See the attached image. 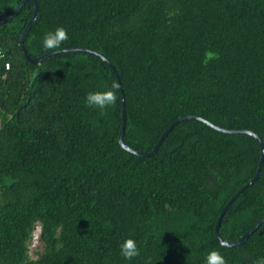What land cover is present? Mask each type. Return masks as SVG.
<instances>
[{
  "label": "trees",
  "instance_id": "trees-1",
  "mask_svg": "<svg viewBox=\"0 0 264 264\" xmlns=\"http://www.w3.org/2000/svg\"><path fill=\"white\" fill-rule=\"evenodd\" d=\"M25 0H0V20ZM0 24V264H228L264 257V224L247 241L215 234L253 179L261 147L198 119L177 123L151 157L119 143L123 103L86 106L115 82L125 145L148 154L183 116L248 130L264 144V0H35ZM63 26L61 49L42 46ZM82 49L81 51H74ZM206 53H212L211 58ZM10 64L11 68L5 65ZM264 217V163L228 207L236 242ZM43 251L30 256L36 225ZM127 238L140 255L120 253Z\"/></svg>",
  "mask_w": 264,
  "mask_h": 264
},
{
  "label": "water",
  "instance_id": "water-1",
  "mask_svg": "<svg viewBox=\"0 0 264 264\" xmlns=\"http://www.w3.org/2000/svg\"><path fill=\"white\" fill-rule=\"evenodd\" d=\"M28 1H31V2H34L35 3V12H34V16L33 18L31 19V21L29 22V24L27 25L26 29L23 31L22 35H21V39H20V46H21V49L22 51L24 52V55L26 56L27 60L30 61L31 63H38L40 62L43 58H45L46 56H50V55H53V54H57L59 51H55V52H51L43 57H39L37 59H32L26 52L25 48H24V39H25V36H26V33L27 31L29 30V28L31 27V25L34 23V21L36 20L37 16H38V9H39V5L38 3L35 1V0H25L23 1L16 9V11L9 17H6V18H3L0 20V24L3 23V22H6L7 20L15 17L22 9V6L28 2ZM82 49H75L74 51H81ZM95 53L96 55H98L102 60H104L106 63H108L111 68L115 71V74L117 76V79H118V83H119V86H120V89H121V95H122V103H123V127H122V130H121V133H120V136H119V143L120 145L123 147V149H125L126 151L128 152H131V153H134L138 156H145V157H151L153 155H155V153L158 151L162 141L164 140V138L168 135V133L170 132V130L177 124L179 123L180 121H183V120H187V119H198V120H202L206 123H208L209 125H211L212 127L216 128L217 130L219 131H222V132H225V133H230V134H234V133H244V134H249L251 136H253L257 141L258 143L260 144V147H261V157H260V161H259V165H258V169L256 171V174L255 176L253 177V179H251V181L249 183H247L246 185H244L228 202L227 204L225 205V207L223 208V210L221 211L220 213V216L217 220V223H216V227H215V234H216V237L217 239L219 240V242L226 246V247H235V246H238V245H241L243 243H245L247 241V239L249 238V236L254 232L256 231L261 225L264 224V217L253 227L251 228L243 237H241L238 241L236 242H227V241H224L221 237H220V234H219V229H220V225H221V221L223 219V216L225 214V212L227 211L228 207L236 200V198L243 192L245 191L248 187H250L251 185H253L257 179L259 178L260 176V173H261V169H262V166H263V163H264V144L262 143L261 139L253 132L251 131H248V130H226V129H222V128H219V127H216L214 126L213 124L207 122L206 120L200 118V117H196V116H183L181 117L180 119L176 120L169 128L167 131H165L163 133V135L161 136V138L159 139L158 143L154 146V149L152 150V152L148 153V154H142V153H139V152H135L134 150H132L130 147H128L127 145H125L124 141H123V136H124V132H125V126H126V111H125V96H124V91L122 89V84H121V81L119 79V76H118V73L116 72L114 66H112V64L102 55H100L99 53L97 52H93Z\"/></svg>",
  "mask_w": 264,
  "mask_h": 264
},
{
  "label": "clouds",
  "instance_id": "clouds-1",
  "mask_svg": "<svg viewBox=\"0 0 264 264\" xmlns=\"http://www.w3.org/2000/svg\"><path fill=\"white\" fill-rule=\"evenodd\" d=\"M69 39L68 31L63 26L57 27L54 31L46 33L42 39V46L47 50L61 49V46ZM206 56L211 58L212 53H206ZM4 58V53L0 51V59ZM6 68H11L10 64L5 65ZM119 85L113 83L111 88L106 91L89 92L86 96V106L104 110L109 106H113L118 102ZM223 246V245H222ZM120 253L125 260L131 261L140 255V249L137 242L132 238H127L120 245ZM145 264H151V260H146ZM205 264H228L226 258L217 250H212L206 257ZM253 264H264V257H258Z\"/></svg>",
  "mask_w": 264,
  "mask_h": 264
},
{
  "label": "rangeland",
  "instance_id": "rangeland-1",
  "mask_svg": "<svg viewBox=\"0 0 264 264\" xmlns=\"http://www.w3.org/2000/svg\"><path fill=\"white\" fill-rule=\"evenodd\" d=\"M0 125H1V122H0ZM40 232H41V226H40V224H37L36 229L33 233V237L31 240L30 247H29L30 256L32 259H36L38 253H41L43 251L42 243L39 240Z\"/></svg>",
  "mask_w": 264,
  "mask_h": 264
}]
</instances>
